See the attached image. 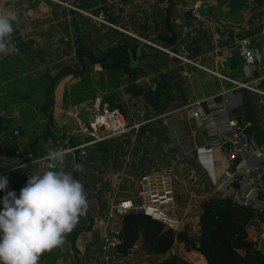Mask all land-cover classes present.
<instances>
[{"label":"crops","instance_id":"0c3cea01","mask_svg":"<svg viewBox=\"0 0 264 264\" xmlns=\"http://www.w3.org/2000/svg\"><path fill=\"white\" fill-rule=\"evenodd\" d=\"M198 1L173 0V44L149 40L194 62L170 56L145 40L139 63L131 67L124 48L100 61L85 52L98 59L123 43L135 50L151 34L169 35L164 27L168 0H0V10L15 11L19 18L11 35L15 52L0 54V152L13 146L18 153L0 156V176L9 181L0 190V201L7 191L19 195L28 176L46 170L40 161L49 149L68 151L65 171L83 184L89 201L76 232L67 235L63 247L43 253L38 264H102L99 230L119 223L111 203L133 197L141 172L167 165L175 169L183 217L172 251L207 263L200 253L183 250V238L207 228L203 198L220 193L214 181L229 163L208 144L211 125L193 110L233 116L264 145V95L250 88L264 90V0H206L210 16L196 13L191 2ZM104 32L115 38L113 44L104 41ZM240 36L259 47L252 61L237 52ZM48 38L59 43L48 49L42 43ZM79 47L86 49L83 69ZM94 49L102 52L97 55ZM42 74L57 76L47 96L43 89L50 78L42 76L36 83ZM46 97L50 103L44 107ZM96 99L118 106L133 127L119 135L102 128L96 139L78 130L71 107L78 105L83 115ZM73 164L83 171L73 170ZM232 184L239 189L240 183ZM88 216L93 218L90 227ZM147 259L143 251L115 250L111 263L145 264Z\"/></svg>","mask_w":264,"mask_h":264},{"label":"built area","instance_id":"2783aa9c","mask_svg":"<svg viewBox=\"0 0 264 264\" xmlns=\"http://www.w3.org/2000/svg\"><path fill=\"white\" fill-rule=\"evenodd\" d=\"M149 44L162 49L170 56L194 62L183 53L151 41ZM237 44L238 54L246 61H252L259 52V47L251 45L247 37L240 36ZM232 81L238 84L235 80ZM250 88L264 95L262 88L255 86ZM71 112L78 130L93 136L94 139L100 134L102 128L107 129L109 134L119 135L133 127L125 121L124 114L118 106L102 104L98 99L87 109L86 118L83 117L78 105L72 106ZM193 115L203 116L202 119L211 125L213 137L208 144L216 146L229 163L222 169L219 178L214 181L215 187L219 189L223 199L231 200L240 208L251 212L248 224L254 232V238L260 240V246L264 250V145L257 144L248 134L246 125L233 116H219L214 115L213 112L208 113L197 109L193 110ZM5 155L7 153L3 149L0 156ZM175 179L173 165L143 171L137 177L133 197L113 201L110 209L118 217L130 211L144 213L160 220L177 233L181 228L183 217L176 201ZM233 182L240 183L239 189L233 186ZM97 222L100 225L103 219L100 218ZM99 232L102 234L99 245L103 254L102 264H112V253L121 243V226L118 223L112 229L99 230ZM133 246L137 247V244Z\"/></svg>","mask_w":264,"mask_h":264},{"label":"clouds","instance_id":"9594fccd","mask_svg":"<svg viewBox=\"0 0 264 264\" xmlns=\"http://www.w3.org/2000/svg\"><path fill=\"white\" fill-rule=\"evenodd\" d=\"M15 11L0 10V54L15 52L11 44ZM66 149H49L41 158L46 169L28 176L19 195L7 191L0 208V264H38L40 256L63 247L67 235L87 214L89 201L83 184L65 171ZM73 170L83 171L78 164ZM0 176V190L8 188Z\"/></svg>","mask_w":264,"mask_h":264},{"label":"trees","instance_id":"16d2710c","mask_svg":"<svg viewBox=\"0 0 264 264\" xmlns=\"http://www.w3.org/2000/svg\"><path fill=\"white\" fill-rule=\"evenodd\" d=\"M85 53L88 54V51ZM68 73L70 70L64 74ZM42 76L50 78L43 89L47 96L56 75L42 74L36 83H40ZM49 103L50 99L46 97L44 107ZM30 142L35 144L33 140ZM4 149L7 155L16 153L13 146H5ZM174 188L176 190L177 183H174ZM176 201L178 205L177 197ZM202 205L203 219L207 227L203 228L201 234L203 240L199 242V233L183 238L184 251L200 253L205 257L206 264H264V250L260 246V240L254 238V232L248 224L249 212L231 206L229 201L221 198L215 191L203 198ZM119 225L121 243L115 250L122 254L143 251L148 258L145 264H197L189 254L172 251L179 231L175 233L160 220L141 212L130 211L119 217Z\"/></svg>","mask_w":264,"mask_h":264},{"label":"water","instance_id":"95a60500","mask_svg":"<svg viewBox=\"0 0 264 264\" xmlns=\"http://www.w3.org/2000/svg\"><path fill=\"white\" fill-rule=\"evenodd\" d=\"M210 2L206 1V0H202V1H198V2H191V5L194 6L196 13L200 14V15H206V16H210L209 13L206 12L205 6H207ZM172 7H173V0H168V5H167V12H166V19L164 21V27L167 29L168 34L169 35H162L160 33H154L149 35L145 40H152L153 38H157L160 39L166 43H170L173 44L176 41L177 35L175 34L174 30L172 29L170 23H169V18L171 15V11H172ZM99 17L103 18V14L101 13L99 15ZM145 40H141L138 42L135 50H132L131 47L127 44V43H123L117 47H114L112 49H110L105 56L96 59L95 57L92 56L91 53H88L90 55V57L95 60V61H100L102 59L107 58L111 53H113L115 50H118L120 48H124L128 51L129 54V65L131 67H135L140 60L141 57V48L144 46L145 44ZM43 45L48 48L51 49V45L53 46L54 43H59V39H53V38H48V39H44L42 41ZM86 49L84 48H80L77 52V59L81 61V66L82 69L84 68L83 62H82V53L85 52ZM72 71H75L73 69H70ZM76 72H80L77 71ZM64 73V71L62 72V74ZM57 76L54 77L50 88L53 86L55 80H56ZM84 117L86 118V111L83 112ZM89 219V225L88 227H90L93 224V218L88 216Z\"/></svg>","mask_w":264,"mask_h":264},{"label":"rangeland","instance_id":"374dc122","mask_svg":"<svg viewBox=\"0 0 264 264\" xmlns=\"http://www.w3.org/2000/svg\"><path fill=\"white\" fill-rule=\"evenodd\" d=\"M21 26V25H20ZM103 36H104V41H106V39L107 40H109L108 42H110L111 44H113V41H115V38L113 37L112 39L110 38L111 37V34H108L107 32H104L103 34H102ZM89 36H91L90 34H89ZM103 41V42H104ZM96 45H101V43H98V44H95V46H94V44H92V48H94V47H96ZM95 50V53L98 55L99 53H101L102 51L101 50H97V49H94ZM202 240H203V238H202V236L200 235L199 236V241L200 242H202Z\"/></svg>","mask_w":264,"mask_h":264}]
</instances>
